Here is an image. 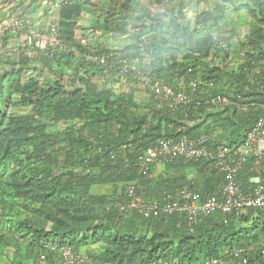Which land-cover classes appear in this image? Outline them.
Wrapping results in <instances>:
<instances>
[{
  "label": "trees",
  "instance_id": "obj_1",
  "mask_svg": "<svg viewBox=\"0 0 264 264\" xmlns=\"http://www.w3.org/2000/svg\"><path fill=\"white\" fill-rule=\"evenodd\" d=\"M7 1L11 0H0V7ZM19 1L25 5L26 0ZM33 1L41 8L42 0ZM108 1L103 7L91 0H44V17L56 22L59 34L71 45L76 43L74 28L82 22L79 35L87 44H77L81 53L115 54L124 48L130 59L147 52L152 58V78L163 80L173 90H177L175 78L188 72V79L197 84L198 98L193 101L199 99L202 104L165 101L158 108L150 87L133 79L131 67L120 75L116 66L110 67L115 61L109 55L104 63L84 56L65 80L59 60L45 53L34 59L19 58L8 71L11 75L0 71V184L1 175L8 173L9 178L0 186V195L9 191L35 213L14 226L20 240L31 247L30 251L19 245L16 252L27 253L30 264H59L63 246L86 254L91 264H204L214 257H227L237 246L250 248L264 239V211L215 212L189 230L182 214L144 216L137 208H125L123 202L127 200L125 182L138 176L131 165L139 147L161 137L200 133L210 135L208 146L240 143L238 131L244 132L262 113L264 0H233L230 5L234 12L246 10L258 23L241 38L243 43L237 41V51L244 56L236 67L224 66L223 61L231 56L226 50L233 39L226 30L239 37V28L227 21L224 6L218 7L215 0H202L207 8L195 11L189 5L198 6L200 0H144V8L142 0ZM148 4L158 6L159 12H152ZM98 9L102 15L96 13ZM188 14L193 15L191 25ZM24 33L22 29L20 35ZM17 35L6 33L5 44L19 41ZM120 36L139 37V41L115 46ZM106 42H114V47ZM130 66L140 68L141 63ZM247 67L262 71L248 77ZM124 76L133 82L130 91L113 85ZM216 95L226 97L227 102H210ZM251 101L253 106L241 110V104ZM210 109L217 110L205 116L214 115L215 124L204 122L203 113ZM59 122L67 127L61 132L56 130ZM114 124L116 131L111 130ZM209 163L179 158L151 165L136 181L137 191L143 201L152 202L182 185L201 195L214 192L223 178ZM60 165L65 167L63 172ZM207 166L209 171H204ZM249 167L244 164L237 174L243 188L248 185ZM187 169L200 177L195 173L197 180L188 179ZM240 221H247L248 226L242 227ZM89 241L97 246L92 249ZM80 245L87 249L79 250ZM249 261L263 264L264 258L253 252Z\"/></svg>",
  "mask_w": 264,
  "mask_h": 264
},
{
  "label": "built area",
  "instance_id": "obj_2",
  "mask_svg": "<svg viewBox=\"0 0 264 264\" xmlns=\"http://www.w3.org/2000/svg\"><path fill=\"white\" fill-rule=\"evenodd\" d=\"M13 26L19 28V24ZM26 29L27 34L24 38L31 46L30 48H33V43L40 49L48 50H53L56 47L63 48L64 46L54 26L49 34H43L34 27ZM219 46H225V43H219ZM0 51H3V49ZM243 56L244 53L241 52L240 57L243 58ZM136 61L141 63L140 68L130 66V63ZM151 61L152 58L147 52H142L140 57H135L130 61L122 59L120 73H127L129 67H131L133 79H137L141 85L149 86L154 97L158 99L156 104L158 108H161L165 101H169L170 104H187L194 102V98H198L195 93L197 84L193 79H188V72L180 73L175 78L177 90H173L172 86L164 83L163 80L152 78ZM245 73L248 77H251V75L259 74L260 69L247 67ZM209 101L225 103L227 98L216 95L210 98ZM194 103L202 104V101L196 99ZM254 104L253 101L244 103L241 104V108L247 110ZM209 139L210 135L206 133H200L198 136L192 137L182 135L177 139L172 137L158 138L148 146L139 147L136 150L137 158L134 165L145 175L149 165L154 162L166 163V161L172 162L174 159L179 158L193 162L207 160L213 165L216 174L223 176L222 183L216 186L214 192L201 195L199 192L191 190L188 185H182L170 192H163L162 197L156 198L153 202L150 200L143 201L136 189L135 182H130L125 187V197L127 198L123 202L125 208H137L145 216L182 213L185 215L189 226L217 211L223 213L235 212L236 214L249 209L264 211V184L261 177L264 170V107L263 112L244 131L240 143L229 146L225 142H218L214 143L213 146H208ZM120 147L123 149L125 145L123 144ZM246 163L250 164L248 169L250 177L248 178V187L243 188L237 179V174ZM254 172L255 174H253ZM253 252L264 258V239L248 249L237 246L229 252L227 257H215L206 261L205 264H250L249 255ZM59 264L91 263L87 255H79L70 248H65L61 252Z\"/></svg>",
  "mask_w": 264,
  "mask_h": 264
},
{
  "label": "clouds",
  "instance_id": "obj_3",
  "mask_svg": "<svg viewBox=\"0 0 264 264\" xmlns=\"http://www.w3.org/2000/svg\"><path fill=\"white\" fill-rule=\"evenodd\" d=\"M16 1V3H15ZM93 1L94 3H97V1L95 0H91ZM99 1V0H98ZM105 1H101L100 3H97V4H102L103 7L104 5L105 6H108L106 3H104ZM19 3H21V1H17V0H11V1H7L6 4L4 5V7H0V33H1V36H0V48L3 49V51H0V71L2 73V75L6 72L8 75H11L10 73H8V71L10 70V68L12 67H15L14 65V62L17 61L19 58H25V57H28V59H34L35 56H37L38 54H43L45 53V55H48L50 57H55L59 60L60 64L62 63L66 69H70L69 71H65L64 70V73H63V80L67 79L68 76L70 75V73L72 74L74 72V66L78 63V60L80 61L82 58H85L84 56H86V59L88 60H99L100 62L104 63L105 61V58L109 55L110 58H112L113 61L115 62H112L110 65V67H114L116 66V71L118 70L119 74L122 75V73H120V65H121V60L122 59H127L125 57L126 55V50L124 48H119L118 49V52L113 54V53H108V54H103V55H91V54H86L85 52L84 53H81L79 50L76 49L77 47V44L78 43H81L82 45H86L87 42L86 40H84V38L80 37L79 35V31H78V26L74 28V31H75V38H76V43H74L73 45H71V43H67L65 41V39L59 34L58 32V28H57V24L56 22H53L52 20H48L46 21V24L43 25V27L40 25H36L34 22L31 21V23L27 22L26 18H23L21 17L20 15H18V12H17V8L19 6ZM97 8V7H96ZM19 24V28L18 27H15L13 25H16V24ZM13 24V25H12ZM55 27L56 30H57V35L59 37L60 40H62V42L64 43V46L63 48H59V47H56L55 49L53 50H48V49H40L38 47H36L33 43V48H30L31 46L27 43V40L24 38L25 35L27 34V29L28 27H34V28H37L40 30V32H42L43 34H49L50 31H51V28L52 27ZM24 30V34H21L20 35V31L21 30ZM6 33H9V34H18L17 36H19V41L15 42V43H10V45H7L5 44V40H6V37H5V34ZM220 38L218 39V42H220ZM125 45H130L129 42L126 43ZM124 45V46H125ZM94 46V45H92ZM0 49V50H1ZM116 57V58H115ZM135 58V57H134ZM134 58H130V59H127L128 61L134 59ZM236 58V57H235ZM237 58L240 59V61L243 60L242 57L238 56ZM102 67H105V66H102ZM135 67V66H134ZM108 68V67H107ZM262 70L260 69V72ZM8 75H4V76H8ZM126 76H124L123 78H119V80H117L116 82H119V89L120 90H127V83H129L130 87L129 89H132L133 87V82H129L127 80H124ZM116 78V77H115ZM23 79V78H21ZM124 81L125 82V85H122L120 84V81ZM22 81V80H21ZM139 84V83H138ZM124 87V88H122ZM264 105H261V108L263 109ZM241 108V107H240ZM241 110H243L241 108ZM248 110V109H247ZM245 110V111H247ZM263 112V111H262ZM244 133V132H243ZM242 138H243V134L240 138V140L242 141ZM157 140V139H156ZM155 140V141H156ZM225 142L227 145L231 146L230 144H228L226 141H223ZM153 143V142H152ZM234 144H238V143H234ZM233 145V144H232ZM148 146V145H146ZM146 146H142V148L146 147ZM139 149V148H138ZM136 158H137V154H136V157L133 158V161H132V165L133 167H136L134 165L135 161H136ZM126 160L128 161V159L126 158ZM159 164H162L160 162H154L152 163L151 165H159ZM210 166L214 169L213 165L211 163H209ZM149 165V167L151 166ZM244 168V165L242 166L241 170ZM137 169V172H138V176L136 177V179L134 180H129L127 182H125V186L128 184V183H132V182H135L136 184V181L140 178V176L144 175L140 172V170L136 167ZM248 169L246 170L247 174H249L248 178L250 177V173L248 172ZM149 170V168H148ZM240 170V171H241ZM188 171V169H187ZM204 171H209V167L207 166V168H205ZM239 171V172H240ZM192 172V170H190V173ZM194 172V171H193ZM214 172H215V169H214ZM187 172V178L188 179H193V180H197V178H195L196 176L194 175L195 173L197 174V177L199 176V173L198 172H194V174H190ZM216 174V172H215ZM255 174V172L253 173ZM252 174V175H253ZM216 175H219V174H216ZM251 175V176H252ZM200 177V176H199ZM261 177H262V173H261ZM223 178V176H222ZM7 180H9V178H7ZM6 180V181H7ZM263 181V180H262ZM222 183V182H220ZM247 184L248 183V179H247ZM264 184V183H263ZM138 185H136V189L138 188ZM246 187H248V185H246ZM245 187V188H246ZM175 189V188H174ZM124 197H125V191H124ZM128 208V207H127ZM131 208H134V207H131ZM129 208V209H131ZM261 211V210H259ZM217 212H220V211H217ZM224 215L226 214H229V213H223V212H220ZM232 213V212H231ZM179 214H182V213H179ZM171 215V214H169ZM169 215H162L160 216L159 218L161 217H166V216H169ZM184 217L185 215L182 214ZM238 215V214H237ZM145 216V215H144ZM187 223V221H186ZM197 224V223H196ZM192 225V226H189L187 224V226L189 227V230H192L195 225ZM262 240V239H261ZM260 240V241H261ZM259 242V241H258ZM257 242V243H258ZM65 248H72V246H63L61 249H60V254L62 252L63 249ZM74 253H76L75 250L71 249ZM78 254V253H77ZM83 255H86V254H83ZM43 258V257H41ZM215 258V257H214ZM60 260H61V255H60ZM60 263V261H59ZM206 263V262H205ZM204 263V264H205ZM145 264H151L150 262H147Z\"/></svg>",
  "mask_w": 264,
  "mask_h": 264
},
{
  "label": "rangeland",
  "instance_id": "obj_4",
  "mask_svg": "<svg viewBox=\"0 0 264 264\" xmlns=\"http://www.w3.org/2000/svg\"><path fill=\"white\" fill-rule=\"evenodd\" d=\"M44 1V0H42ZM97 1V3H100L101 1H105L104 3H108V0H95ZM213 1V0H210ZM233 0H231V2L226 1V0H215L216 5H218V7H221L222 5L225 8V16H229L227 17V21H230L231 24H234L237 28H239L237 30L238 33H240V36L238 37L235 34H231L230 31H227L229 35L232 36V42L231 45L228 44V51L226 50V52H229L231 56H229V59H226L223 61V63H225L224 66H228L231 65L232 67H236L239 65L240 63V59L237 58V55H240L239 51H237L239 43L237 41L241 40V42L243 43V39H241L244 34H249L251 33L253 30H255V28L258 27V23L253 19V17L250 16V14L246 11V10H241L240 12H234L232 11L231 8V3ZM177 1H174V3H176ZM25 3H28V1L26 0ZM135 5L137 6V2L135 1ZM148 5H152V12L158 13L160 10L158 8V6H153V4H148ZM43 6V4H42ZM135 6V7H136ZM142 8L145 7V4H142ZM190 10L195 11V10H200L203 7L207 8L208 5H205L204 2H202V0L199 1V5L195 6V5H189ZM31 9H35V3L34 1L30 4ZM140 7V4L138 5V9ZM45 14V7L43 6V17ZM189 23L191 25V22L193 21V15L188 14L187 16ZM41 20V17L39 16V14L37 13L35 16V19L33 20L34 23L36 25H40L39 22ZM32 21V22H33ZM143 22V21H141ZM144 23V22H143ZM82 26V22L78 23V27ZM130 27V26H128ZM131 28V27H130ZM130 28H128L130 30ZM135 30H137V27L134 28ZM123 38V41H129L130 45L136 44L139 41V37L138 38H127V37H121ZM135 38V39H134ZM236 42V43H234ZM223 53H221L219 56H222ZM236 57V58H235ZM221 58V57H220ZM215 62V59L213 60ZM221 62H218V65H220ZM1 65V63H0ZM59 68H62L65 71H69L70 69H66L65 66L61 63L58 65ZM28 79V77L25 78V81ZM22 81H24V79H22ZM113 85L115 87H119V82H114ZM124 88V87H122ZM230 109H232L230 107ZM229 109V113L231 115V110ZM217 109H210L208 111H205L203 113V116L205 117L204 122H207V124H209L210 122L214 123V115H211L210 117L205 116L208 113H212L215 112ZM17 111L19 112V110L17 109ZM23 112V111H22ZM20 113V112H19ZM26 113V112H24ZM71 124L69 123L67 126H70ZM57 127V131L61 132L63 131L66 127V125H63L62 122L58 123ZM77 127V125H76ZM117 125L114 124L113 127L111 126V130L112 131H116L117 129ZM79 129V127H77ZM50 129H54V126H51ZM80 130V129H79ZM83 131V130H82ZM84 134L85 132L87 133V131H83ZM218 133H220L219 131H217ZM242 132L243 129H241L240 131H238L239 135L242 136ZM224 138V137H223ZM65 167H63L62 165H60L59 171L63 172ZM157 170L159 171V166H157ZM7 175L8 173H4L3 176L4 180H7ZM2 181V183H3ZM9 180H7L8 183ZM2 183L0 184V186L2 187ZM3 188V187H2ZM3 195H0V264H8L9 262H11L12 264H22V262H25L26 264H30V259L27 258V253H18L16 252L17 246L21 245V248H25L27 247L28 250L31 251V247H29V242L26 240L21 241L20 240V235L17 232V230L15 229V225L22 219H24L27 216H33L34 211H27L25 209V207L23 206V204H21L19 201H17L16 199L12 198L9 191H3L2 193ZM242 227L246 228L248 226L247 221H240L239 223ZM5 239V240H4ZM2 240V241H1ZM89 244H87L88 246H92L93 244H91V242H88ZM94 248L96 246H93ZM79 250H86L87 247L85 245H80Z\"/></svg>",
  "mask_w": 264,
  "mask_h": 264
},
{
  "label": "crops",
  "instance_id": "obj_5",
  "mask_svg": "<svg viewBox=\"0 0 264 264\" xmlns=\"http://www.w3.org/2000/svg\"><path fill=\"white\" fill-rule=\"evenodd\" d=\"M17 1H19V0H17ZM28 1V3H24L25 5L24 6H20V4H23V2H21L20 4H19V6H18V8H17V12H18V15H20L21 17H23V18H26L27 20V22L29 23H31V21H33L34 19H35V16H36V14L38 13L39 14V16L41 17V20H40V22H39V24H41V26L43 27V25H45L46 24V21H48V19L50 18L49 16H46V17H43L42 16V14H43V6L41 5V8H38L37 6V8L35 7V9H31V7H30V4L32 3L31 2V0H27ZM33 1V0H32ZM143 2H144V0H142V4H143ZM15 3H16V1H15ZM42 4H43V1H42ZM98 15L99 14H101L102 15V10H100V9H98L97 10V12H96ZM34 22V21H33ZM78 31L80 32V29H79V27H78ZM122 36H120V40H119V43L118 44H116V43H114V42H106V44L107 45H109V46H111V47H114V45L115 46H120V45H125L126 43H128L129 41H123V38H121ZM113 43H114V45H113ZM120 84H122V85H125V82L122 80V81H120ZM126 87H127V90H132V89H129V87H130V85H129V83H127V85H126ZM135 94H137V93H135ZM188 173H190V171L188 170L187 171ZM190 174H194V172L192 171ZM104 191H107V187H105V189H104ZM93 246H97V245H92L91 246V248L93 249L94 247ZM90 248V247H89ZM82 251H85V249L84 250H82Z\"/></svg>",
  "mask_w": 264,
  "mask_h": 264
}]
</instances>
